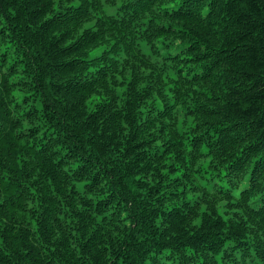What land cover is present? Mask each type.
<instances>
[{
	"label": "clouds",
	"instance_id": "obj_1",
	"mask_svg": "<svg viewBox=\"0 0 264 264\" xmlns=\"http://www.w3.org/2000/svg\"><path fill=\"white\" fill-rule=\"evenodd\" d=\"M211 13L207 3L198 14L189 13L184 0H88L87 5L52 0L44 21L63 16L70 22V32L54 35L64 37L63 48L83 52L79 66H88L73 82L71 94H84L75 108L67 106L72 119L63 106L56 108L37 91L35 63L25 62L24 53L32 55L31 50L21 48L11 31H5L0 37V100L17 124L9 129L17 147L6 156L7 166L0 165V204L11 197L16 207L14 214L0 216V251L9 255L23 240L40 252V259L58 253L71 264H84L100 254L114 264V254L135 258L136 249L182 226L189 238L207 233L209 239L198 247L181 246L173 243L179 238L174 233L167 244L151 243L143 264H205V258L208 264H264V165L257 167L264 157L253 155L249 161L245 153L240 166L230 167L229 158L233 153L240 156L248 143L243 129L238 145L223 151L214 147L218 137L208 130L205 110L219 111L217 103L225 108L222 97L231 84L228 65L221 62L220 76L216 68H202L211 62L214 47L195 43L183 26L192 20L207 28ZM257 95H264V88ZM232 99L242 102L240 96ZM46 104L58 112L57 127L46 119ZM109 113L113 119L106 121ZM212 118L223 119V113ZM77 119L96 130L92 143L86 139L82 149L78 140L63 142L70 134L64 129L75 128ZM97 140L113 143L101 163L91 161L100 173L93 184L82 158L95 151ZM126 148L133 151L123 159ZM42 152L57 168L59 182L40 166ZM129 161H134L131 176L124 169ZM117 164L119 175L103 174L105 167ZM16 182L23 187L6 191ZM144 212L156 213L151 221L155 236L141 230L139 216ZM217 222L224 227H213ZM217 234L223 245L218 252L210 251Z\"/></svg>",
	"mask_w": 264,
	"mask_h": 264
},
{
	"label": "trees",
	"instance_id": "obj_2",
	"mask_svg": "<svg viewBox=\"0 0 264 264\" xmlns=\"http://www.w3.org/2000/svg\"><path fill=\"white\" fill-rule=\"evenodd\" d=\"M81 3L87 5L88 0H81ZM184 3L189 13L195 11L198 14V9L203 7L204 3L209 4L212 8L209 27L201 28L198 23L192 20H185L183 26L195 43L204 42L210 47H214L211 62L202 64L201 67L205 69L216 68V75L220 76L222 73L219 71V66L223 62L228 65L227 72L231 78V84H228V88L222 97L226 101L225 108L220 109V105L217 103L216 107L219 111L207 112L205 110L207 122L210 126L208 130H214L218 137L217 144L214 147L223 151L238 145V141H240L239 129H243L247 133L245 139L248 143L240 156L233 153L229 158L230 167L240 166V157L244 156L245 153L249 154V161L253 155L264 157V95H257V90L264 88V0H184ZM51 4L52 0H0V37H4L6 30L11 31L12 38L20 44L21 48L25 45L28 46L32 55L27 52L24 53L26 56L25 62L34 61L35 63L37 91L41 92L47 100H53L56 108L63 106L65 113L72 119V115L67 111V106L71 104L75 108L84 94H71L74 90L73 82L83 77V73L87 71L88 66H79L82 63L79 57L84 54L83 52H73L63 48L64 37L57 38L54 35L56 32L63 34L70 32V22L63 16L55 17L48 22L44 21L45 14L51 10ZM30 25L31 27H29ZM217 35L220 36L219 40L216 39ZM120 39H123V37L121 36ZM2 42L0 40V43ZM96 66L99 67V65ZM31 71L32 65L29 64V72ZM232 73H235V75H231ZM45 81H47L46 84ZM216 83L219 85L218 80ZM225 83L228 82L225 81ZM236 85H239V87H236ZM233 96H240L242 102L241 100L233 102ZM52 107V105H45V116L50 127H57L60 125V120L56 119L58 112L52 110ZM221 112L223 113V119L212 118L220 115ZM78 116L79 113H77ZM110 119H113L111 113L105 117L106 121ZM15 127H17V124L11 121V114L8 112L7 106L3 100H0V165L5 167L7 166L5 164L6 156H12L13 149L17 147L9 131V129ZM64 131L70 134L63 142L78 140L82 149L83 142L86 139L89 143H92L96 130H90L86 121L81 123L77 119L75 128L64 129ZM100 139L102 140L103 136ZM134 139L135 137L129 141L130 146L133 145ZM56 142L61 143L60 140ZM112 143V140L104 143L97 140L94 145L95 151L90 153L87 159L82 158V168L88 167L89 179L93 184L98 182L100 173L92 169L91 161L95 159L98 164L101 163L102 157L109 150ZM142 147L143 145H134V149ZM118 149L119 145L114 150L118 151ZM46 150L47 148L44 149V151ZM131 151H133L132 148H126L122 158L127 159ZM71 155V152L68 153V156ZM38 159L45 174L59 182L57 168L52 166L51 161L43 152L38 154ZM112 163L115 164V162ZM133 163L134 161H129L128 164L124 165L128 176H131L135 171ZM60 164H63V159L60 160ZM262 165H264V159L257 162V167ZM2 171L3 168H0V172ZM113 173L120 174L118 164L113 169L105 167L103 170L106 177ZM2 187L3 181L0 179V188ZM11 187L19 189L23 185L16 182L6 191H10ZM120 187L125 190L123 176H121ZM61 195H63L62 192ZM138 206L143 210L142 204ZM15 207L11 197H9L6 204H0V208L5 209V211L0 212V216L14 214L11 210ZM155 215V212L151 216L144 212L139 216L141 230L150 232L152 236H155V232L151 231V221ZM213 227L222 229L224 226L222 223L217 222ZM174 233H178L179 238L174 240L173 243H179L181 246L184 243H189L194 247H198L201 241L209 239L207 233L203 236L189 238L181 226L165 230L161 233L160 241L153 240L151 243H155L157 247L167 244L166 238L172 237ZM0 235L3 234L0 233ZM21 235L23 239H26L27 233ZM91 238L89 237V239ZM212 239L214 242L209 250L218 252L223 245V240L219 238V234L213 236ZM151 243L147 248L136 249L135 258L126 253L114 254V264H121V255H123V264H128L129 260H131V264H143V257L148 251H151ZM9 247L11 248V245ZM86 251L87 246L85 245L82 254ZM0 264H71V261H65L63 255L58 253H50L49 257L40 259V252L23 243L22 240L20 246L13 249L9 255H5L3 251H0ZM76 264H80V261H77ZM84 264H107V261L103 255L97 254L91 256L90 261L85 260ZM205 264H208L206 258Z\"/></svg>",
	"mask_w": 264,
	"mask_h": 264
}]
</instances>
